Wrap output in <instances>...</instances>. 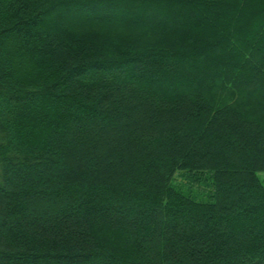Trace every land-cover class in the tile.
Masks as SVG:
<instances>
[{
  "label": "trees",
  "instance_id": "1",
  "mask_svg": "<svg viewBox=\"0 0 264 264\" xmlns=\"http://www.w3.org/2000/svg\"><path fill=\"white\" fill-rule=\"evenodd\" d=\"M259 171L264 0H0V264H264Z\"/></svg>",
  "mask_w": 264,
  "mask_h": 264
},
{
  "label": "rangeland",
  "instance_id": "2",
  "mask_svg": "<svg viewBox=\"0 0 264 264\" xmlns=\"http://www.w3.org/2000/svg\"><path fill=\"white\" fill-rule=\"evenodd\" d=\"M258 175L264 183V171H259ZM201 178L203 179L194 180L193 174L191 172L179 170L175 174L174 183L180 186L183 191L192 194L198 200H208L213 186L211 184L209 174L205 173Z\"/></svg>",
  "mask_w": 264,
  "mask_h": 264
}]
</instances>
